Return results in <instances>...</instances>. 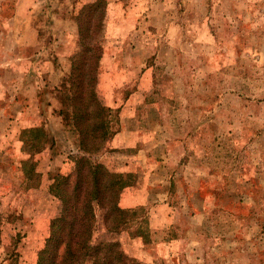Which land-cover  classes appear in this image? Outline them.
Here are the masks:
<instances>
[{"label": "rangeland", "instance_id": "1", "mask_svg": "<svg viewBox=\"0 0 264 264\" xmlns=\"http://www.w3.org/2000/svg\"><path fill=\"white\" fill-rule=\"evenodd\" d=\"M17 1L0 0V264L37 263L51 185L81 157L130 184L116 231L96 209L92 245L119 243L128 264H264V0L76 2L75 55L103 52L97 151L55 73L67 39L47 1Z\"/></svg>", "mask_w": 264, "mask_h": 264}, {"label": "trees", "instance_id": "2", "mask_svg": "<svg viewBox=\"0 0 264 264\" xmlns=\"http://www.w3.org/2000/svg\"><path fill=\"white\" fill-rule=\"evenodd\" d=\"M105 4V3H104ZM80 40L85 30L79 20ZM101 47L88 43L72 58L70 83L72 107L77 128L86 151L91 145L86 139L101 141L110 135L107 111L97 91V73L102 58ZM90 57L92 60H86ZM87 153V152H86ZM89 153V152H88ZM127 176L112 174L102 164H94L81 157L75 161L74 172L56 176L51 185L52 194L60 200L61 209L52 221L50 235L39 252L36 264H57L60 248H63L58 264H79L90 259L92 264H128V257L117 242L92 245L96 209L105 210L110 231L118 229L121 215L118 207L120 193L130 186ZM123 218V216H122ZM121 224V223H119Z\"/></svg>", "mask_w": 264, "mask_h": 264}, {"label": "crops", "instance_id": "3", "mask_svg": "<svg viewBox=\"0 0 264 264\" xmlns=\"http://www.w3.org/2000/svg\"><path fill=\"white\" fill-rule=\"evenodd\" d=\"M47 3V11L48 17L51 19L50 24L54 26V30L59 32L58 26H60V34L61 36H65L64 38L67 39L66 42H62V47L59 45V42H55V51L62 50L60 52V58L58 60V69L55 70L57 77L61 79V76H67L72 68V58L75 55L76 48L78 47L79 43V26L75 20V9L74 5L82 3L81 8H85V0H46ZM37 4H36V3ZM34 5L38 8L40 0H35ZM18 6L23 7L24 9L28 6H25L24 0L17 1ZM36 8V9H37ZM21 12V10L19 11ZM70 39V41H69ZM59 41V40H58ZM58 54V52L56 53Z\"/></svg>", "mask_w": 264, "mask_h": 264}]
</instances>
